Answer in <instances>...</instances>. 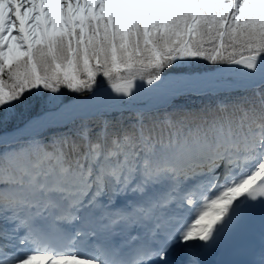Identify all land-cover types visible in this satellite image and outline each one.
<instances>
[{
	"label": "trees",
	"instance_id": "trees-1",
	"mask_svg": "<svg viewBox=\"0 0 264 264\" xmlns=\"http://www.w3.org/2000/svg\"><path fill=\"white\" fill-rule=\"evenodd\" d=\"M64 1L41 0L43 18L58 24ZM28 2L29 28L34 31L30 61L20 47L19 55L6 64L2 51L9 40L2 34L8 13L0 9V87L10 101L7 108L0 96V132L75 95L132 76L201 71L241 55L264 54V0H151L147 24L135 0H84L86 31L74 51L68 18L62 19L64 30L49 31L50 41L45 43L36 33L41 24L38 6L35 0ZM80 18L75 16L77 22ZM93 26L97 34L91 32ZM77 33L80 37L78 29ZM186 38L187 63L177 65L175 56ZM70 60L79 85L72 86L64 76ZM261 134L264 82L242 89L172 95L151 108L111 109L77 117L35 136H20L11 149L0 144V217L10 232L14 218L8 212L20 222L27 220V214L43 210L45 190L62 198L70 193L74 199L79 197L65 189L66 182L90 188L94 194L99 191L97 204L109 213L101 205L103 182L94 185L90 180L100 181L103 175L119 180L122 170V189L128 187L129 196L147 195L152 202L147 183L190 162L192 151L214 147L231 153L239 145L258 142ZM135 171L137 180L128 184ZM113 195L118 198V193Z\"/></svg>",
	"mask_w": 264,
	"mask_h": 264
},
{
	"label": "rangeland",
	"instance_id": "rangeland-1",
	"mask_svg": "<svg viewBox=\"0 0 264 264\" xmlns=\"http://www.w3.org/2000/svg\"><path fill=\"white\" fill-rule=\"evenodd\" d=\"M40 1L41 0H35L36 5L38 6V12H37L38 14L37 15H38L40 23H41L40 24V31H38L36 29V33L40 34L42 41H44L45 43L46 42L48 43V41H50V38L48 36L49 31L59 32V31L64 30V27H63L64 25L62 24V22H63L62 19L65 16L68 18V20L70 22V31H68V33H69L68 39L70 41H72V50L74 51L77 48V45L78 46L80 45V44H78V42L84 40V37L82 36V34H84V32L86 31V29H84V27H83V25H84L83 19L86 16V11H84V9H83L84 0H65L63 5H62L61 12L58 13V15H57V20L59 19V21H57L58 24H55V22H52L50 17L49 18L48 17L43 18L44 12L40 8V4H41ZM135 1H136L135 4L137 6V12H139L143 15L144 21L147 24L148 19L150 20V15H149L148 9L151 8V6H152L151 0H135ZM0 9L4 10L5 12L8 11L7 12L8 16H7L6 29L2 34L4 38L6 37V39L9 40V44L6 46L4 51H2V56L6 60V64L8 62H10V60H13L16 56L19 55V52H20L19 48L20 47H22L24 49L25 54L30 61L31 60V52H32V40H31V38H32L33 32H34L33 29L29 28V23H31V13H30L31 5H30V3L28 2V0H0ZM88 9H89V7H88ZM80 12H82V14ZM79 14L81 16V18H80L81 20H80V22H77L75 19V16H77ZM96 15H98V14L96 13ZM11 25L13 27H17V29L12 30ZM77 29L80 32L81 38L79 37V35L77 33ZM145 31H147L146 27H145ZM91 32L93 34L98 33V31L97 32L95 31L94 26H93V28H91ZM100 33H102V32H100ZM68 79H69L70 84L72 83V84L79 85L80 80L76 75H74V77H73L72 74H70V78H68ZM37 89L39 90L38 84H37ZM138 97H140V96L123 95V96H115L114 98L113 97L103 98V99H101V101H98L100 104L96 103L95 105L98 106L97 109L105 110V109H108V107L119 106V105L123 104V102L128 100V99H133L134 101L136 99L139 101H142V99H144L143 101L147 105H152V104L146 102V98H142V97L138 98ZM164 99H161V100H164ZM159 101L160 100H157L155 102H159ZM9 106H6V107L8 108ZM87 112H88V110H84L81 113H87ZM74 115H76V114L74 113V114L68 115V116H66L60 120L50 121L49 123H62ZM47 123H45L44 125H46ZM31 135H34V134H31ZM260 139H262V138H260ZM263 144H264V142L260 141L259 142V148L257 150L258 153H257L256 157L252 158L251 159L252 161H250V163H246V165L241 164L240 167L238 165L240 163L239 161L241 159V156L246 154L247 151H249L250 149L253 148V146H246V144L239 145L237 147L235 154H234V155H237V158H236V156H232V157H235V160H232V158H230V155L227 154L228 152L226 150H223V153H221V156L218 159L219 161L217 162V164L213 168L207 167L204 163H202L204 160H207L205 153L210 148L206 149L204 151V153L198 152L196 150L192 151L191 152V160H190L189 164H190V166H193V167H191L192 168L191 170L194 171L193 172L194 174L190 175L188 177H191L190 179H192L195 182L193 189L194 190H200L201 194L204 192V190L207 189L208 190L207 193H209L211 196H216L217 195V193H216L217 189H221L224 186L223 189H226V192L224 191V193L222 195L219 194L220 196H218V197H220V201L226 200L229 197V195L236 188H240L241 186L245 185L251 177L257 175L259 169L262 168V166L264 165V145ZM253 145L256 146V143H253ZM199 153H201V154H199ZM198 155L202 158L201 160H198V158H197ZM224 162L226 163V165ZM224 170H226L225 171L226 174H224V173L222 174V172ZM238 170H241V172L238 173ZM133 175H134V177L132 179H129L128 184H130V183L133 184V182L135 180H137L138 176H137L136 171L133 172ZM228 176H229V178H228ZM200 177H203V178L201 179ZM124 180H125L124 170H122L119 173V180L112 178V176H110V175H106V176L103 175L102 180L98 181V178H92L90 180V183L97 185L98 182H103L102 187L105 189V195L108 196V198L104 199V200L102 199L101 202L103 204H105L106 202L108 203L107 205H105L106 208H111V206L113 208H123L127 212L129 205L125 204L126 201H130L129 203H136V202L141 203L140 200H142V196L138 193H136V195L130 194L131 196H129L128 194L130 192V189L127 187L126 190L124 191L121 187ZM87 181L89 183V180H87ZM151 181L152 182L147 183V187L151 193L152 192H158L161 194V196H164L165 192H168L169 195L172 194L174 196L173 199H177L178 195H181L182 193H184L185 184H187L186 183L187 181L182 182L181 180H178L173 172L166 173L159 178L154 177V179ZM76 182H78V180ZM223 182H224V184H226V183H228V184L222 186ZM188 184H190L189 181H188ZM64 185H65V189H67V190L72 189L76 196H85V199L82 200V203L78 204L77 208H75L74 213H72L70 216L71 218H73L72 226H74V227L77 226V230H79L80 224H85V225L87 224L88 229L93 230V231H96V230L101 231L99 229H102V230L106 231V234L101 231L106 236V239L110 238V235H111L110 233H111V231H113L111 229L114 227H115L116 232L118 234H122L124 237L127 236V230L124 227H126L128 222H130V220H128V218L125 220L126 222H124V221L117 222L116 221L117 225L112 220L110 222H108L107 224L102 225V226H100L101 224H98V223L96 224L93 221L91 223L87 222V218L89 221L90 216L93 215V211H94V208H93L94 205L92 204V200H91V194L94 192V190L87 191L86 189H82L80 186L79 187L78 186L72 187V186H70L69 182H66ZM142 189H143V187H142ZM110 192H111V196H109ZM113 192L118 193V196H120V199H118L117 197L114 198ZM54 195H57V194L50 192L49 190H45V192L42 196L43 199L41 200L43 207L48 208V206L50 205V201L54 197ZM58 196H60L59 198L62 200L65 199V198L61 197L62 194H60ZM65 197H66V195H65ZM132 197L135 198V201H132ZM122 201H124V203ZM152 202H153V204H150V206L152 205L151 209L153 211H150V213H149L150 219L149 218L146 219L145 217H143V219H140V220H138L137 218L131 219V221L134 220L135 223H138V226L141 230L147 231V232H150L151 230L156 229L155 226H157V227L161 226L163 229V227L166 225V220H170V217L174 212H177L179 209H181V207L184 208V206H187L186 202L184 204H182L181 207L174 206V203H172V205L169 206L168 203L165 202L164 204L157 205V207H155V204H157L158 202L157 201H152ZM142 203H144V201ZM24 204H25V206H27V203H24ZM8 208H9V206H8ZM89 208H91V215L89 212ZM210 208H212V205L210 206ZM182 212H183V210H182ZM8 214H9V216H11L14 213L8 212ZM29 217H30V219H29L28 225L25 226L22 223V224H19L17 226L19 228V231L22 233V235L25 233L35 234L37 237L44 239L43 236L40 235V231H44L47 234L44 237H47V239L49 241L51 237L57 238L59 236L58 234H61V235L64 234L63 223L55 224L53 221L52 215L46 216L45 213H42L40 211V212H38L37 216L31 215ZM91 219H92V217H91ZM0 220L2 221L1 217H0ZM19 220H20V218H16V223H19ZM2 223H3V226L5 227V224L3 221H2ZM2 223H0V234L1 235L5 232V228L2 226ZM157 224H159V226ZM34 225H36V228H34ZM1 232H3V233H1ZM15 232H12V234H15ZM74 234H76L79 237L81 232H79V233L74 232ZM1 235H0V239L2 240V242L0 244V247L2 248V250L0 251V261H2V262H5V260H3V259L6 258L7 256L10 257V259H12V257L10 256V253H9V252H11L14 255H16V257L15 256L14 257L17 260L12 264H61V260L55 261L56 259L53 258L50 253L44 254V253H40V251H36V250H32V252L29 255L26 256V254H25L24 258L19 259L18 254L20 251H16L19 249H17L15 246L12 249L6 248V245L4 244V242H6L7 240L3 239ZM17 239H18V236L15 237L16 242H17ZM45 241L46 240H44L43 242H45ZM33 242H35V241H33ZM33 242H28V247L33 248V246H35V243H36V242L35 243H33ZM41 243L42 242L37 241L36 246L40 245ZM40 255H43V256H40ZM63 257H66V256H62V255H59V257L57 256L58 259L63 258ZM66 258L69 259V257H66ZM80 258H82V257H80ZM79 262H81V261H79ZM65 264H73V263L68 261Z\"/></svg>",
	"mask_w": 264,
	"mask_h": 264
},
{
	"label": "bare ground",
	"instance_id": "bare-ground-1",
	"mask_svg": "<svg viewBox=\"0 0 264 264\" xmlns=\"http://www.w3.org/2000/svg\"><path fill=\"white\" fill-rule=\"evenodd\" d=\"M232 75V78L229 76ZM264 81V60L261 58H244L233 63L219 66L211 71L191 75H174L158 76L147 80L130 79L116 84L101 87L89 94L77 96L69 102L62 105L58 110L46 112L41 116L30 119L22 128L20 133L34 132L53 120H60L71 114H79L84 110L88 112L103 111L97 109L103 98L137 95L138 98H146V102L155 104L157 100L171 97L172 95L184 94L182 91H219L227 88L257 85ZM178 93V94H176ZM135 101H138L137 99ZM146 104L144 101L142 102ZM147 105V104H146ZM149 107V106H147ZM13 136L10 132L0 134V140L9 141ZM264 172V165L259 169L257 175ZM256 175L249 179L252 183ZM248 185L246 186L247 189ZM243 190V189H242ZM242 190L236 192L228 201L236 200ZM227 203V205H228ZM227 205L223 206L226 207Z\"/></svg>",
	"mask_w": 264,
	"mask_h": 264
},
{
	"label": "water",
	"instance_id": "water-1",
	"mask_svg": "<svg viewBox=\"0 0 264 264\" xmlns=\"http://www.w3.org/2000/svg\"><path fill=\"white\" fill-rule=\"evenodd\" d=\"M218 41H219V39H218ZM184 46H185V43H184V45H182V47H181V49H180V50H181V51H180V54H179V55H180V58H182V56H183V52H184V50H185V49H184V48H185ZM244 58H261V59L264 60V54L257 52V53H251V54L241 55L240 57L236 58L235 60L228 61V62H226V63H222V64H220V65H217V66H215L214 68L206 69V70H201V71H192V72L168 71V72H166V73H164V74H160V75H156V76H151V77H147V78H142V77H138V76H133V77H130V78H126V79L119 80V81L114 82V83H111V84H107V85L99 86V87H97V88H95V89L89 91L88 93L80 94V95H76V96H74L73 98H75V97H77V96H82V95L89 94V93H91L92 91H95V90H97V89H99V88H101V87H105V86H108V85L116 84V83H118V82H123V81H127V80L134 79V78H136V79H140V80H147V79H150V78H156V77H158V76H166V75H169V74H174V75H179V76H182V75H191V74H198V73H202V72L211 71V70H213V69H215V68H217V67H219V66H222V65H225V64H228V63H233V62H236L237 60L239 61V60L244 59ZM69 72H72L71 67H69L68 70H67V73H69ZM263 82H264V81H262L261 83H263ZM261 83H259V84H261ZM259 84H257V85H251V86H242V87L227 88V89H237V88L241 89V88H248V87L258 86ZM186 92H188V91H182V92H180V93H186ZM190 92H196V93H198V92H201V91H190ZM176 94H178V93H176ZM73 98H71V99H69V100H67V101H63V102L59 103L58 106L55 107L54 109L45 110V111H43L42 113H40V114H38V115H36V116H32V117L28 118V119H27L22 125H20V126H18V127H16V128L9 129V130H5V131H2L1 133H3V132H10L11 134H13V136H12L9 140H13V139H15V138H17V137H19V136H22V135H27V134H34V133H37V132H39V131H41V130L47 128V127H50V126H62V125H65V124L71 122L73 119H75V118H77V117L86 118V117L95 116V115L99 114L100 112H102V111H98V112L79 113V114H76V115L70 117L69 119H67L66 121H64V122H62V123H47L46 125L41 126L38 130H36V131H34V132H29V133H20V132H18V130H19L20 128H22V127H23V126H24V125H25L30 119H32V118H34V117L41 116L42 114H44V113H46V112H51V111L58 110L62 105H64L65 103L69 102V101L72 100ZM160 101H161V100H160ZM160 101H159V102H160ZM159 102H157V103H159ZM157 103H155V104H153V105H146V104H144V103H143V104H131V105H128L127 103H123V104H121V105H119V106L108 107V109H105V110L107 111V110H111V109H121V108H122V109L143 108V107H147V106H149V107H153V106H155ZM1 133H0V134H1ZM2 142H5V141L0 140V143H2Z\"/></svg>",
	"mask_w": 264,
	"mask_h": 264
}]
</instances>
